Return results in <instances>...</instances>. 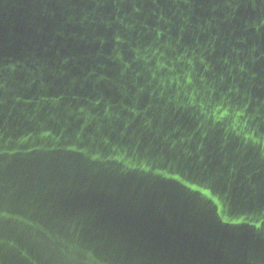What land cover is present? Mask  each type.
Listing matches in <instances>:
<instances>
[{
  "label": "water",
  "instance_id": "obj_1",
  "mask_svg": "<svg viewBox=\"0 0 264 264\" xmlns=\"http://www.w3.org/2000/svg\"><path fill=\"white\" fill-rule=\"evenodd\" d=\"M0 264H264V0H0Z\"/></svg>",
  "mask_w": 264,
  "mask_h": 264
}]
</instances>
